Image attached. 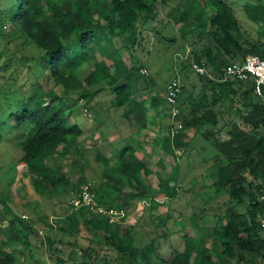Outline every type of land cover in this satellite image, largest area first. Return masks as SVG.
<instances>
[{
  "label": "trees",
  "instance_id": "1",
  "mask_svg": "<svg viewBox=\"0 0 264 264\" xmlns=\"http://www.w3.org/2000/svg\"><path fill=\"white\" fill-rule=\"evenodd\" d=\"M208 1L206 6L215 7L210 22L205 21L204 12L203 16L194 15L200 22V34L208 26L211 28L210 41L202 49L203 57L198 54L195 61L220 77L229 64L243 62L250 54L264 59V0H251L242 5L248 20L255 23V35L244 30L233 6L224 0ZM156 2L0 0V30L10 21L41 48L44 55L40 60H44L46 79L53 80L62 90L59 93L53 87L47 89L40 81L26 82L22 85L23 99L5 110L0 108V144L9 141L19 153L18 159L26 164L31 185L39 197L52 204L62 198L70 202L73 193L87 182L98 204L106 208H126L136 199H145V202L149 199L155 204L145 182L151 170L136 156L132 143L119 148L115 160L96 151V169L106 182L95 183L83 177L82 182L75 183L64 173L61 157L69 152L70 146L78 144V137L84 132L70 119L69 113L73 114L76 107L69 100L77 95L79 101L84 100L83 105L93 106L95 94L91 87L94 84L106 82L114 94L112 105L127 106L126 114H134L141 126L148 120L149 108L162 105L154 95L149 102L135 97L143 64L129 66L123 55L125 51L133 54L142 44L144 26L149 19L158 17ZM191 14L190 2L189 9L179 19L187 21ZM89 67L91 70L85 73ZM198 76L203 83L202 95L199 98L191 95L183 101L185 88L182 86L178 100L182 128L172 136L171 128L178 125L173 123L166 133V142L172 141L184 152L190 142L187 130L205 128L202 134L219 150L212 164L213 185L218 192L223 190L229 194L228 219L217 231L223 246L221 250L214 252L185 234L184 249L175 250L173 257L166 260L160 255L161 236L144 246L137 245L135 227L126 221V216L120 223H110L108 216L93 213L85 206L75 209L70 203L71 210L59 217L56 225L49 222L45 213L25 220L11 206L9 193L0 191V202L13 213L10 219L0 213L3 233L0 264H15L18 244L31 246V236L39 234L38 221L50 230L45 234V255L52 261L49 264H66L64 249L58 247V241L63 243V240L53 238V230L76 237L75 244L81 238L87 241L81 245V264H264V227L259 222L260 194L264 186V98L255 93L253 78L220 82L207 75ZM237 95L239 99L233 98ZM230 96L231 110L236 109L233 102L242 100L244 107L239 112L250 129H243L234 121H225L217 104H223ZM228 124L231 125L229 137L220 139L218 134ZM172 174L159 188L168 198L178 192ZM13 184L14 179L8 182L9 188ZM122 184L131 188L128 197L124 196L127 194ZM40 204L43 207V203ZM84 228L89 235L82 234ZM250 253L257 254L260 259H248Z\"/></svg>",
  "mask_w": 264,
  "mask_h": 264
},
{
  "label": "rangeland",
  "instance_id": "2",
  "mask_svg": "<svg viewBox=\"0 0 264 264\" xmlns=\"http://www.w3.org/2000/svg\"><path fill=\"white\" fill-rule=\"evenodd\" d=\"M190 1L157 0L155 6L158 19L161 21L149 20L144 27L142 44L133 51V54L130 55L126 51L123 54L129 66L137 67L143 64V68L148 70L146 74L141 72L137 79L135 97L149 102L154 95L162 103V110L157 106H151L148 110V120L144 126H141L134 114H126L127 106L112 105L114 94L106 82L94 84L91 87V92L95 94L93 106H88L93 113L92 118L85 115L83 110L85 105L80 103L77 95L69 100V103L76 107L73 114L69 113L70 119L81 126L84 132L78 137V144L70 146L69 152L61 157L64 173L69 175L72 181L80 183L81 179L86 177L88 181L98 183L103 179L100 170L96 169V151H101L115 160L116 151L125 145V140L129 137L126 144H133L136 156L151 170L145 182L151 190L155 204L149 199L147 202L144 201L145 199L131 201L126 205V221L134 225L135 242L139 246H144L154 237L161 236L160 255L166 260L173 257L175 250L184 249L185 234L214 252L221 250L223 246L217 231L228 219L226 215L229 205L228 191L218 192L215 189L212 167L208 168L220 152L211 139L202 134L205 128L187 130L188 138L194 132L197 133L190 138L184 152L174 146L172 141L166 142V133L170 128L167 118L169 106L165 102L167 84L174 77L179 76L185 88L183 101L190 99L191 95L199 98L203 92V83L198 74L191 69L192 57L188 49L192 44L187 36L186 39L185 31L190 32L192 29L195 32L194 41L200 40L203 36L205 41H196V44L205 45L210 39L211 28L208 26L202 31L201 36L198 30L200 22L194 15L203 16L202 12H204L205 21L209 23L215 7L206 6L205 3L209 4L208 0H194L193 14L188 21L180 20L179 18L189 9ZM224 1L234 7L244 30H249L255 35V23L248 20L242 9V5L251 0ZM5 23L0 30L1 110L23 99L22 85L26 82L29 84L40 81L45 88L53 87L57 92L62 93L61 88L53 80L46 79L47 72L44 71L42 64L44 60H40L44 51L33 41L28 40L12 22ZM108 62L113 65L111 61ZM90 67L85 73L91 70ZM239 96L233 98L239 99ZM231 99L230 96L223 104H217L222 115L228 121L238 123L243 129H250L239 112L244 107L242 100L239 103L233 102L236 109L231 110L229 108ZM182 117L181 115L180 118ZM230 126V124L224 126V133L218 134L220 139L229 137ZM18 157L19 153L10 146L9 141L0 144V191L9 193L11 206L23 219L27 220L45 213L49 222L56 225L59 217L65 216L71 210L70 202L62 198L60 202L52 204L39 197L31 185L26 164L20 162ZM209 161L212 163L210 164ZM171 174L178 185V192L173 198H168L159 192V188L162 181ZM12 179L14 184L9 188L8 182ZM121 187L127 194L124 196L128 197L131 188L127 184H122ZM0 213L7 219L13 216L11 211L4 208L2 202H0ZM36 226L39 234L31 236V246L27 248L22 244L17 245L15 264L52 262L45 255L47 251L45 234L50 230L40 221ZM88 233L87 229L82 230L83 235ZM165 233L168 235L164 236ZM51 236L63 240V243L58 241V247L64 249L66 264H81V245L87 243L86 240L81 238L79 243L75 244L73 241L76 237L62 234L57 230H53ZM2 237L3 233L0 231V239ZM1 246L0 244V248ZM248 259L260 258L257 254L250 253Z\"/></svg>",
  "mask_w": 264,
  "mask_h": 264
},
{
  "label": "built area",
  "instance_id": "3",
  "mask_svg": "<svg viewBox=\"0 0 264 264\" xmlns=\"http://www.w3.org/2000/svg\"><path fill=\"white\" fill-rule=\"evenodd\" d=\"M191 69L199 75H207L213 80L220 82H227L231 79L248 80L253 78L255 81V93L264 98V59L259 55L250 54L243 62H233L229 64L223 71L220 77H216L209 69L195 60L190 61ZM143 74L148 73L146 68L141 69ZM182 81L179 76L174 77L167 85L165 94V102L171 109V117L178 123L177 127L171 128V135L175 136L176 133L182 128L180 122L181 110L178 105V100L181 94ZM80 103L83 104L84 100L81 99ZM85 115L92 118L93 114L90 109L83 106ZM183 151V150H182ZM260 201L262 203V211L259 216V222L264 227V186L260 194ZM71 205L78 209L81 206L88 207L93 213H99L108 216L110 223H120L126 216V208L124 207H110L106 208L99 205L95 193L91 190L90 184L85 182L80 188L73 193L70 201ZM26 217V215H24Z\"/></svg>",
  "mask_w": 264,
  "mask_h": 264
},
{
  "label": "crops",
  "instance_id": "4",
  "mask_svg": "<svg viewBox=\"0 0 264 264\" xmlns=\"http://www.w3.org/2000/svg\"><path fill=\"white\" fill-rule=\"evenodd\" d=\"M192 4L194 3V0H191L190 1ZM189 4V3H188ZM150 21H161L160 19H158V17L156 18V19H149ZM188 21V20H187ZM148 24V23H147ZM146 26V25H145ZM144 26V27H145ZM200 34V33H199ZM193 35H195V32L191 29V31L189 32V31H185V37L187 36L188 38H189V41L191 42V47H189V49H188V51L190 52V56L192 57V59H191V61L192 60H195V58L197 57V56H202V49H204V45L203 44H194V42H196V41H205V39H204V37L202 36L203 35V33H201L200 35L202 36H200L201 38H200V40H196V41H194V38H193ZM187 37H186V39H187ZM188 41V40H187ZM210 40H208V42H209ZM197 43V42H196ZM189 54V53H188ZM199 54V55H198ZM203 57V56H202ZM205 59H203V63L205 62L204 61ZM158 108H159V110H162V105H161V107L160 106H157ZM163 116H164V114H163ZM168 117V120H169V127H171V125L173 124V123H175V119H173L172 117H171V113H169V109H168V115H167ZM228 119L226 118V120L225 121H227ZM241 127V126H240ZM197 133V131L196 132H194L193 133V135H191V137L190 138H192V137H194L195 136V134ZM220 133H224V131L222 130ZM229 135V134H228ZM190 138H187V140L188 139H190ZM129 139V137L125 140V145L124 146H126V145H128V144H126V141ZM123 146V147H124ZM104 154V153H103ZM212 163V161H209V163ZM210 163V164H211ZM213 164V163H212ZM210 167H212V165H209V169H210Z\"/></svg>",
  "mask_w": 264,
  "mask_h": 264
}]
</instances>
